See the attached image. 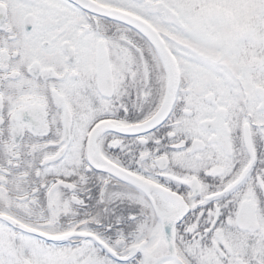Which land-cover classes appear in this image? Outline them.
I'll return each mask as SVG.
<instances>
[{
	"label": "snow or ice",
	"instance_id": "6c2138e0",
	"mask_svg": "<svg viewBox=\"0 0 264 264\" xmlns=\"http://www.w3.org/2000/svg\"><path fill=\"white\" fill-rule=\"evenodd\" d=\"M0 264H264V0H0Z\"/></svg>",
	"mask_w": 264,
	"mask_h": 264
}]
</instances>
